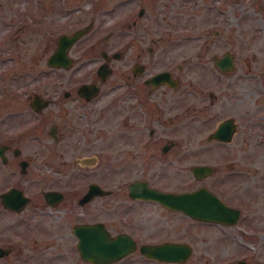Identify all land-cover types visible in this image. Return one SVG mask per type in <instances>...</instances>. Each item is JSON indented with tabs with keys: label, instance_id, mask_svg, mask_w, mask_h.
Masks as SVG:
<instances>
[{
	"label": "flooded vegetation",
	"instance_id": "flooded-vegetation-1",
	"mask_svg": "<svg viewBox=\"0 0 264 264\" xmlns=\"http://www.w3.org/2000/svg\"><path fill=\"white\" fill-rule=\"evenodd\" d=\"M3 4L15 7L22 22L1 24L0 57L17 63L32 34L41 26L49 29L52 2ZM257 6L258 24L245 35L241 24L231 30L239 31L237 40L218 39L219 29L200 38L190 26L180 27L188 33L176 39L133 33L122 51H99L101 62H88L93 77L75 87L45 86L51 76L48 46L30 56V62L44 59L48 69L27 80L42 81L43 87L12 106L11 119H0V264L206 263L210 236L190 227L231 225L200 221L140 195L144 189L180 194L202 188L238 210L240 220V209L217 194L229 182L236 184L238 172L235 166L221 171L215 160L227 153L211 147L238 135L252 141L263 132L256 127L264 122V36L258 37L264 4ZM142 12L139 7L137 15ZM92 25L91 19L86 34ZM101 64L109 70L103 80L97 74ZM54 74L62 84L71 80ZM84 84L95 87L80 90ZM34 96L46 104L32 106ZM225 120L233 127L230 139H209ZM194 158L203 161L186 162ZM195 165L210 166L211 173L196 177ZM99 236L107 240L106 263L98 262L99 248L93 247ZM183 249L186 256L173 260Z\"/></svg>",
	"mask_w": 264,
	"mask_h": 264
},
{
	"label": "rangeland",
	"instance_id": "rangeland-1",
	"mask_svg": "<svg viewBox=\"0 0 264 264\" xmlns=\"http://www.w3.org/2000/svg\"><path fill=\"white\" fill-rule=\"evenodd\" d=\"M51 2L49 29L46 32L41 26L32 34L34 41L29 44L24 60L20 59L17 63L4 62L0 57V119H11L10 114L13 112L11 107L26 103L24 98L34 87H43L42 81L37 83L33 79L27 80L30 74L48 69L44 59L40 62H30V56L35 57L41 53L44 46H48L51 52L59 34H70L84 27L91 19L92 28L68 52L72 59L70 68L67 70L51 68L50 80L45 84L46 87H75L79 81L92 78L93 75L89 74L91 72L89 66L92 64L88 65V62H101L99 57L101 50L122 51L124 42L133 33L137 38L176 39L187 35L190 26L192 33L200 38L211 36L213 30L219 29L221 37L218 39L225 37L237 40L239 38L235 37V34L239 31L231 30L241 24L245 27L239 33L245 35L250 25L258 24L254 18L257 17L255 15L259 7L257 5L264 4V0H51ZM209 3H214L211 11L206 9ZM53 4L59 7V10L55 9ZM92 5L94 10L90 12ZM139 7L143 9L140 16L137 15ZM220 9L222 10L219 11ZM224 10L226 12H223ZM20 18L15 7L11 8L9 4L1 5L0 35L5 28L1 24H10L12 28L22 22ZM260 18L263 22L262 13ZM133 20L135 25L130 26ZM183 26L187 29H180ZM259 29L260 38L261 34L264 36V28ZM91 41L94 46L89 48ZM262 49L264 50V47ZM263 63L264 59L261 58L259 67H263ZM57 72H60L62 77L70 75L71 80L68 79L62 84L54 74ZM21 74H25L26 77ZM113 77L114 75H111L110 79ZM257 125L256 130L262 129L263 132H259L260 134L258 133L252 141H244V138L242 141V136L238 135L232 143L211 147L213 151L221 150L227 153L225 159L215 160L221 171L227 172L231 166L236 167L238 172L236 184L229 182V186L225 190L220 189L217 194L226 202L238 207L241 215L238 223L231 226L207 227L193 223L194 226L190 227L210 236V243L204 256L207 259L205 264H235L237 260H243L246 264H264V122L259 121ZM202 161L194 158L186 162ZM178 187L177 189H183V186ZM178 222L184 227L188 226L184 219L178 218ZM219 248H224V251L221 253Z\"/></svg>",
	"mask_w": 264,
	"mask_h": 264
},
{
	"label": "water",
	"instance_id": "water-1",
	"mask_svg": "<svg viewBox=\"0 0 264 264\" xmlns=\"http://www.w3.org/2000/svg\"><path fill=\"white\" fill-rule=\"evenodd\" d=\"M88 30V26L77 29L71 34H60L56 38L55 48L47 59L46 63L52 68H69L71 59L67 55V51L72 44L82 37ZM109 73L108 68L105 64H101L98 67L97 74L101 80H103ZM159 80L163 77L162 75L157 76ZM93 88L94 85H82L80 90L87 88ZM32 106L40 104L39 107L46 104L45 101L38 100L37 96H34L31 103ZM38 107V108H39ZM233 131L231 123L227 120L221 122L217 128L210 134L209 139H216L220 141H228ZM192 173L196 177H202L211 173L210 166L207 165H195L192 167ZM143 198L156 200L162 205L169 207L174 210H178L194 219L213 223H222L226 225H233L236 223L239 217V211L228 207L221 203L219 199L212 193L205 189H198L192 192H185L180 194H171L152 191L144 189L141 193ZM91 239L89 240V246L91 245ZM93 247H98V262L106 263L109 260V254L106 252L107 240L99 236L93 238ZM187 254V250L183 249L178 256L173 257V260H182ZM118 255L116 254L115 257ZM165 257V256H164ZM236 264H244L243 261H238Z\"/></svg>",
	"mask_w": 264,
	"mask_h": 264
}]
</instances>
